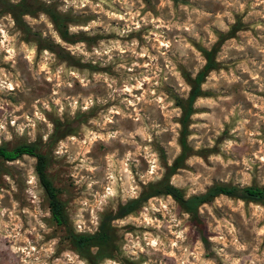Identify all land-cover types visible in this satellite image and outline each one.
Segmentation results:
<instances>
[{
    "label": "rangeland",
    "instance_id": "374dc122",
    "mask_svg": "<svg viewBox=\"0 0 264 264\" xmlns=\"http://www.w3.org/2000/svg\"><path fill=\"white\" fill-rule=\"evenodd\" d=\"M17 1L0 0V145L36 143L66 222L51 218L34 157L1 161L0 264H91L68 232L93 233L164 177L181 152L175 103L211 48L168 181L184 196L264 184V0H28L16 24ZM110 226L95 264H264L252 201L218 195L194 220L158 194Z\"/></svg>",
    "mask_w": 264,
    "mask_h": 264
},
{
    "label": "trees",
    "instance_id": "16d2710c",
    "mask_svg": "<svg viewBox=\"0 0 264 264\" xmlns=\"http://www.w3.org/2000/svg\"><path fill=\"white\" fill-rule=\"evenodd\" d=\"M42 8V7H41ZM6 10L10 13L16 24H22L21 16L24 14H31L34 10L32 4L28 0H19L16 3L6 4ZM50 19L56 24L59 34L64 40H70L66 32L59 29L61 26L62 17L55 11L44 8L42 9ZM213 48L203 51L204 63L202 67L192 76L189 77V90L184 99H178L176 105L180 110L179 125H180V146L181 152L168 167V171L164 177L157 183L151 184L146 191L141 193L138 197L120 204L113 214H106L101 219L97 229L93 233H74L69 231L68 236L70 242L75 249L84 255L91 264H95L99 257L104 256L102 250L106 248L111 233L110 221L120 218L127 213L133 211L138 207L141 201L146 200L150 196L158 194L169 195L173 198L180 207L192 216L194 220L197 219V208L200 204L209 201L215 196L225 195L228 197L238 198L245 201H252L261 204L264 207V184L262 185H244L237 186L224 183H215L210 185L204 192L184 196L182 191L173 186L168 181V176L180 166L182 160L187 155L186 145V129L189 123V117L193 112V102L202 94L201 83L203 82L207 73L215 67ZM21 155H29L35 158L34 171L36 173L39 185L41 186L44 195L47 199L49 212L53 221L58 225H64L66 216L64 213L62 202L58 197V191L53 186L52 181L46 173L47 158L46 155L37 149L35 142H23L13 147H5L0 145V162L11 161ZM94 248V251H91Z\"/></svg>",
    "mask_w": 264,
    "mask_h": 264
}]
</instances>
